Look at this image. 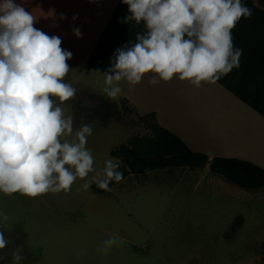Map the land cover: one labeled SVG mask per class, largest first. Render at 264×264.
<instances>
[{
	"label": "crops",
	"instance_id": "1",
	"mask_svg": "<svg viewBox=\"0 0 264 264\" xmlns=\"http://www.w3.org/2000/svg\"><path fill=\"white\" fill-rule=\"evenodd\" d=\"M243 2L253 14L241 18L232 30L234 45L243 49L239 68L215 84L202 83L201 87L175 78L153 86L148 83L153 74L148 73L134 91L121 81L118 99L124 98L140 113H154L158 122L210 157H239L264 166V5L260 0L261 7H255L253 0ZM24 6L39 17L34 27L49 36L57 35L61 47L73 53L64 79L77 92L62 107L66 115L73 116L74 129L82 123L97 127L101 137L93 131L87 144L95 161V143H104V129L109 124L94 115V99L100 106L108 98L103 93V73L115 49L134 43L136 33L144 31L143 24L120 22L129 15L121 0H24ZM61 13L67 18L60 19ZM74 14H78L76 20ZM77 27L83 33L81 38L73 33ZM83 183L78 178L68 193L35 198L0 192V213L8 217L0 216V231L8 240V246L0 249L4 257L0 264H12V253L18 247L23 255L20 264H143L142 251L148 249L158 223L175 207L183 206L179 191L220 187L234 190L233 196H238L240 190L249 195L257 189L228 180L210 165L133 172L112 185L111 191L100 193L93 184L82 190ZM113 233L123 243L104 254L103 242Z\"/></svg>",
	"mask_w": 264,
	"mask_h": 264
},
{
	"label": "clouds",
	"instance_id": "2",
	"mask_svg": "<svg viewBox=\"0 0 264 264\" xmlns=\"http://www.w3.org/2000/svg\"><path fill=\"white\" fill-rule=\"evenodd\" d=\"M121 2L128 6L129 15L120 22L143 24L144 31L136 33L134 43L115 49L110 58L103 73V93L110 100L120 96L121 81L134 91L148 73L153 74L148 80L153 86L175 78L201 87L239 68L243 49L234 45L232 30L241 18L253 14L243 0ZM253 3L261 7L257 0ZM38 18L26 10L24 0H0V192L32 198L68 193L78 178L84 181V191L92 184L111 191L112 182L125 179L123 160L109 156L102 169L95 167L87 147L93 127L82 123L74 129L73 116L62 107L77 92L64 79L73 53L61 47L60 37L34 27ZM66 18L60 14V19ZM77 18L78 14L72 17ZM73 33L78 38L83 35L78 27ZM0 216L8 219L4 213ZM122 243L113 233L101 250L107 254L113 245ZM7 246L0 231V249ZM22 260L18 247L11 262Z\"/></svg>",
	"mask_w": 264,
	"mask_h": 264
},
{
	"label": "rangeland",
	"instance_id": "3",
	"mask_svg": "<svg viewBox=\"0 0 264 264\" xmlns=\"http://www.w3.org/2000/svg\"><path fill=\"white\" fill-rule=\"evenodd\" d=\"M94 103L101 102L94 99ZM97 105L95 117L109 122L104 143H95V167L102 169L111 149L131 135L150 133L155 117L136 111L124 98H107ZM94 132L101 137L97 127ZM232 192L236 194L220 187L179 191L183 206L175 207L158 223L148 249L142 251V263L264 264V190L257 188L249 195L240 190L238 196Z\"/></svg>",
	"mask_w": 264,
	"mask_h": 264
},
{
	"label": "trees",
	"instance_id": "4",
	"mask_svg": "<svg viewBox=\"0 0 264 264\" xmlns=\"http://www.w3.org/2000/svg\"><path fill=\"white\" fill-rule=\"evenodd\" d=\"M264 5V0H260ZM154 115V113H152ZM151 132L135 134L111 150V155L123 160L124 176L157 168L187 165L200 168L210 165L212 170L228 180L247 188L264 187V166L255 161L216 155L192 148L177 132L156 119L150 123ZM116 184L112 182V185ZM96 193L104 192L93 184Z\"/></svg>",
	"mask_w": 264,
	"mask_h": 264
}]
</instances>
